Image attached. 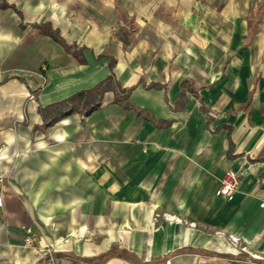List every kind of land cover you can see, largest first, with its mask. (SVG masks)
Wrapping results in <instances>:
<instances>
[{
    "label": "crops",
    "instance_id": "crops-1",
    "mask_svg": "<svg viewBox=\"0 0 264 264\" xmlns=\"http://www.w3.org/2000/svg\"><path fill=\"white\" fill-rule=\"evenodd\" d=\"M0 172V264H264V0H0Z\"/></svg>",
    "mask_w": 264,
    "mask_h": 264
},
{
    "label": "trees",
    "instance_id": "trees-1",
    "mask_svg": "<svg viewBox=\"0 0 264 264\" xmlns=\"http://www.w3.org/2000/svg\"><path fill=\"white\" fill-rule=\"evenodd\" d=\"M38 26L42 33L50 35L55 41L62 43L63 45L65 44L63 38L60 35L59 29H47V27L51 26L47 23L39 24ZM120 35L123 37V39H125V41L129 42L128 31L126 29H121ZM114 64L115 59L111 58L109 62V68L111 70L110 74L103 80L99 81L92 88L77 91L76 93L59 102L50 104L44 108H40L44 125L50 126L57 122L60 118L74 112L89 114L99 109L103 97L107 91L114 92L115 100L117 102L128 100L131 91L135 88V86L123 88L120 85L113 71ZM182 86L191 88L186 81L182 82Z\"/></svg>",
    "mask_w": 264,
    "mask_h": 264
},
{
    "label": "built area",
    "instance_id": "built-area-1",
    "mask_svg": "<svg viewBox=\"0 0 264 264\" xmlns=\"http://www.w3.org/2000/svg\"><path fill=\"white\" fill-rule=\"evenodd\" d=\"M5 181V176L0 172V187ZM240 183V175L236 171L228 170L221 178L220 192L224 196H232L238 189ZM3 205V197L0 192V206ZM261 206L264 207V196L261 198ZM25 243L32 246L35 241L33 230L30 226L26 227ZM232 241L237 242V238L231 237ZM165 264H171L168 260Z\"/></svg>",
    "mask_w": 264,
    "mask_h": 264
}]
</instances>
